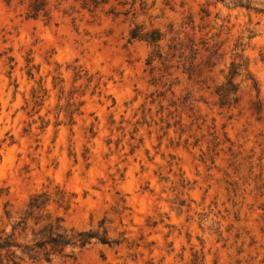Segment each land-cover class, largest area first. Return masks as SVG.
<instances>
[{
	"label": "rangeland",
	"instance_id": "rangeland-1",
	"mask_svg": "<svg viewBox=\"0 0 264 264\" xmlns=\"http://www.w3.org/2000/svg\"><path fill=\"white\" fill-rule=\"evenodd\" d=\"M231 1L0 0V229L47 191L114 241L23 264H264V13Z\"/></svg>",
	"mask_w": 264,
	"mask_h": 264
},
{
	"label": "trees",
	"instance_id": "trees-1",
	"mask_svg": "<svg viewBox=\"0 0 264 264\" xmlns=\"http://www.w3.org/2000/svg\"><path fill=\"white\" fill-rule=\"evenodd\" d=\"M27 3L28 17L49 18L48 9L50 0H20ZM233 7L253 10L264 13V7H256L248 0H232ZM163 34L159 29L146 30L145 27L135 24L129 32V42L145 41L159 47ZM242 65L232 61L226 81L218 88L220 103L224 105L229 96L239 89L235 78L241 74ZM29 74L32 75L29 70ZM251 78V77H249ZM64 197L57 198L47 191L36 192L31 195L23 216L14 221L11 230L0 229V264H23L26 260L32 262H52L56 257H73L75 248L85 249L89 244H113L106 233L96 229L67 230L62 225L63 218L54 216L50 210L52 203L64 204ZM64 206V205H63ZM67 209V207H66ZM71 252H66L67 248Z\"/></svg>",
	"mask_w": 264,
	"mask_h": 264
}]
</instances>
